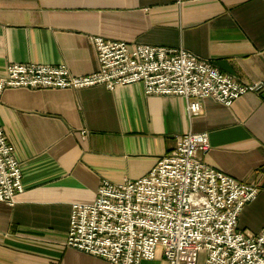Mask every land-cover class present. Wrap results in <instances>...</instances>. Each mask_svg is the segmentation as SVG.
Segmentation results:
<instances>
[{
  "label": "crops",
  "instance_id": "0c3cea01",
  "mask_svg": "<svg viewBox=\"0 0 264 264\" xmlns=\"http://www.w3.org/2000/svg\"><path fill=\"white\" fill-rule=\"evenodd\" d=\"M94 37L182 48L264 87L263 0H0V79L17 63L89 75L98 69ZM0 128L23 187L14 204L0 203V264H108L65 245L72 205L93 203L103 181L144 177L189 132L208 134L209 166L259 187L239 230L264 227V89L230 107L206 99L194 118L182 97L146 96L141 84L5 89Z\"/></svg>",
  "mask_w": 264,
  "mask_h": 264
},
{
  "label": "built area",
  "instance_id": "2783aa9c",
  "mask_svg": "<svg viewBox=\"0 0 264 264\" xmlns=\"http://www.w3.org/2000/svg\"><path fill=\"white\" fill-rule=\"evenodd\" d=\"M191 0H177L178 3ZM264 2V0H263ZM98 69L73 75L65 65L10 64L0 79L5 89L82 90L141 84L146 96L185 99L190 118L203 101L225 107L264 89L220 73L209 61L182 48L92 38ZM206 132H189L150 172L121 184L103 181L91 204L74 203L65 245L108 264H264V227L258 234L239 230L238 218L259 187L241 183L203 159ZM22 175L14 148L0 128V203L14 204Z\"/></svg>",
  "mask_w": 264,
  "mask_h": 264
},
{
  "label": "rangeland",
  "instance_id": "374dc122",
  "mask_svg": "<svg viewBox=\"0 0 264 264\" xmlns=\"http://www.w3.org/2000/svg\"><path fill=\"white\" fill-rule=\"evenodd\" d=\"M143 264H164L161 260L155 261V262H150V263H143Z\"/></svg>",
  "mask_w": 264,
  "mask_h": 264
}]
</instances>
